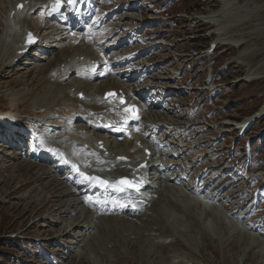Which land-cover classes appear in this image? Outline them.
Instances as JSON below:
<instances>
[{
  "label": "rangeland",
  "instance_id": "obj_1",
  "mask_svg": "<svg viewBox=\"0 0 264 264\" xmlns=\"http://www.w3.org/2000/svg\"><path fill=\"white\" fill-rule=\"evenodd\" d=\"M11 2L0 0V50L4 48L0 62L8 54L2 31L8 15L5 10ZM113 2L115 9L123 6L116 18H122L124 26L132 30L145 27L139 38L145 44L137 45L136 49L154 48L142 62L147 63L144 66L152 71L153 78L159 79L157 82H165L172 91H177L169 102L185 104L176 112L160 108L159 115L179 113L180 119L168 116L173 123L167 124L182 127L203 123L201 126L217 137L215 152L202 162L199 156L193 159L183 156V164L192 166L193 170L199 164L217 169L224 162L237 163L242 159L240 163L251 169L249 176L257 178L256 186L264 184V0H111ZM135 4L133 10L128 11ZM47 32V39L59 36L55 29L48 28ZM213 44L219 46L211 52ZM55 47H50L49 58L34 54L37 58L29 61L33 64L28 65V62L16 70L0 64V71L3 70L0 72V122L10 117L18 118L25 125L42 122L46 112L36 110L33 104L45 93L46 88L41 85L46 71L66 55L54 60L56 55L53 54L58 52L57 48L53 50ZM22 91L28 94L25 104L14 107L16 101L10 98ZM93 92L91 90L90 94ZM17 96L16 99L22 98ZM98 110L101 111L94 106L88 111H97L95 114L99 115ZM160 119L167 120V117L163 115ZM247 122H251V126L240 137L237 124ZM99 140L98 136L96 141ZM202 147L207 149L208 144ZM27 150L26 143H21L19 138L0 136V264H47L40 255L49 253L45 248L58 254L51 257L52 260L61 261V256L65 259L59 264H264V240L253 231H242L237 222L220 223L224 211L236 213L242 204L246 207L245 194L256 191L255 186L246 189L245 181L241 180L240 191L244 190L241 196H238L240 191L219 196H227L221 200L224 208H197L202 229H190L186 217L182 222L171 220L170 232L175 235L171 242L163 238L158 245L152 238H140L135 242V250H128L124 243L134 237L127 234L129 227L120 226L111 232L112 236L103 232L102 245L94 240L95 248L89 241L76 244L75 232L72 237L63 235L58 239L61 241L54 244L55 236L69 228L73 221L62 219L66 209L58 203L56 190L46 194L47 190L42 188L44 181L30 182L40 170L39 166H31L24 160ZM238 153L242 155L237 156ZM188 154L193 155L191 150ZM205 210L211 211L217 219L206 217ZM256 220L254 217L251 221ZM127 237L130 240H125ZM110 239L117 240L119 247L112 248ZM56 248L62 252L55 251Z\"/></svg>",
  "mask_w": 264,
  "mask_h": 264
},
{
  "label": "bare ground",
  "instance_id": "obj_2",
  "mask_svg": "<svg viewBox=\"0 0 264 264\" xmlns=\"http://www.w3.org/2000/svg\"><path fill=\"white\" fill-rule=\"evenodd\" d=\"M13 1L14 0H12L10 4H12ZM50 1L51 0H15V2L13 3L12 13L8 14L3 25V31H5V33L3 34L2 31V35H3L2 40L7 43L5 49L6 47L9 48H8V54L4 55L3 58L1 59L2 62V63L0 62L1 65L4 64V66H6L7 68L11 70H16L20 65L26 64L23 62L25 59L30 60L31 55H34L33 53H31L27 57L19 55V51L23 50L22 44L28 33V29L27 28L25 29L24 23L30 22L31 20L30 18L33 17V23L29 27L36 28L38 32L42 28L41 34L40 36L39 35L38 36L41 40L43 38L47 39L49 35V33L47 32L48 27L43 28L45 23L41 18L40 10L44 6H48ZM20 4L24 6L23 11L21 12L18 11V6ZM1 25L2 23L0 22V26ZM6 25H10L11 27H13L15 29L14 33L10 32L9 26ZM55 31L59 36L55 39L57 46L56 48L58 49V52L56 56H54V60H56L57 59L56 57H60L62 54H66V55L63 56L62 59L60 58L58 59V61L56 60L54 64H51L49 62V65L51 64L52 66L51 68H49L48 71H46L47 72L46 79L41 85L43 86V88L45 87L47 91L45 90V93H43V95L36 98L35 99L36 102L33 104V108H37L36 110L46 112V115L42 120V122L46 123L47 121L48 124L51 118L56 119V122L63 123L64 129L68 132L69 121L71 125L77 126L78 123L80 122V118H79L80 115L89 116V114H91V112L88 111L90 108L97 106L101 110V111L98 110L99 115H101V112L108 110L109 106L113 105L110 104L109 102L103 101V96L106 92L110 90H123L124 93L129 98V100H131L130 97L132 94V90L128 84L122 81H116L113 78H107L98 83L96 82L86 83L85 81L76 78V74L81 73L82 68L86 64H88V62L99 60V52L94 50V46H93L94 44L75 45V42L73 40L65 39V36L63 34H61L57 30ZM39 48L45 49L43 46L38 45V47L33 51L37 52ZM3 49L4 48L0 50V53ZM45 50L48 51L47 49ZM126 52L127 53L124 54H130L128 51ZM121 55L123 56V54ZM133 60L134 58H131L129 62H132ZM17 61H19L21 64H18ZM44 69H46V67ZM134 70H137V72L135 73L136 77L140 75V73L143 71L141 69L132 68L130 72H133ZM0 72L3 73V70ZM66 79L69 80V83H67L64 87H61L62 82H64ZM93 86L96 87L92 88ZM149 89H151L150 86H148L147 88L144 87L142 91L145 92ZM91 90H94L92 94H90ZM136 90H138V88H136ZM160 93H161L160 91L156 92V94H160ZM80 94H83L85 98L80 99L79 97ZM17 95H16L17 97L21 95L22 98L16 99L15 95L11 96L10 98L12 101H16L14 107L16 106L19 107L21 104H25V97L28 96V94L25 91L19 92ZM21 99L23 100L20 102ZM151 105L153 106H151L150 108H154L155 112L147 113V110L149 108L148 109L144 108L143 111V118H144L143 126H145V128L147 129V132L150 130H160V126L166 123L164 122L166 120H161L160 119L161 117L158 115L160 113L159 110L160 107L158 106V104L154 103ZM96 112L97 111H95V113ZM262 112L264 113V106ZM63 116H66L67 118L65 117L61 118ZM3 120L8 124L1 127L4 128L1 130H4L5 134H8L9 132H13L12 130L13 126L19 125L21 122L19 119L17 118L14 119L11 117L5 118ZM172 129H173L172 132H175V134H178L183 131L179 127ZM168 130L169 129H166V131L163 132V135L167 134ZM89 133L90 132H88V134ZM80 134L82 133L79 132V129L77 127L73 128L70 133L65 135L62 138V140L59 143H57V145L66 148L65 143L69 141L71 136H78L79 138L82 139L80 141L82 146L84 144H89L91 148H96L98 142L96 141V138L100 135H97L95 138H90V140L92 141L89 142V140H87L86 137H81ZM9 135L12 137L13 135L16 134L9 133ZM171 136H173V139H175L174 134H172ZM100 140L102 139L100 138ZM40 142H41V138L37 137L35 146L38 145ZM138 142H139L138 140L125 141L122 144L111 141L105 142V151H108L110 154V156L104 159L108 161L107 165L112 166L113 164H115V168L117 171H119V169H121L123 166L128 167L132 165L133 167H137L140 163H142L145 160L144 149L146 148V147L141 148L140 146H138ZM171 143H174V141L171 140ZM142 144L146 145L147 142L142 141ZM32 149L33 146L31 147V152L27 154L26 160L28 161V164H30L31 166H35V167L39 166L40 172L39 173L37 172L34 175L33 179L30 180V182H37L40 180L44 181L45 183L42 184V188L45 191L47 190L46 194H48V192H50L51 190H56L58 192L57 196L59 195L58 203L62 206L61 208L66 209V211L64 210V213L61 216L62 219L63 220L72 219L73 221L72 225L69 228L60 230L59 234L55 236L53 243H59V241L61 240L58 239H61L63 235L65 236V238L72 237L73 235L72 233L75 232L77 235V237H75L77 239L76 244L89 241L90 245H92L93 241L96 240L98 241L97 243L98 245L99 244L102 245L101 234L103 232L111 233L117 231L118 227L120 226H127L129 227V230H127L129 233L127 234L129 235L131 234L134 237V239L132 240H130V238L128 237H127L128 239L125 238V240H130L124 243L125 244L124 247H127L128 250H135V246H134L135 242L140 238H146V239L152 238L153 240H156V244L158 243V245H161L160 244L161 239L166 238L167 241L171 242L172 239L175 238V235L170 232L171 231L170 222H172L174 219L175 220L180 219V221L182 222L183 217H186V221L188 222L190 229H196V230L202 229L203 224L201 218L197 214V208L200 209L202 207L207 209L212 205L214 206L212 208L216 210L218 209L216 205L217 204L220 205L219 202L215 204L214 199L213 201H209V199L213 197L216 198L215 196L216 193L210 195H204L201 198H195L194 192L192 190H188V188L192 187L191 183L187 185H183L184 188H176V187H172V185H169L167 182L159 179V181H157L156 183L157 188L149 192V194L152 196V198L149 200L150 206L142 215H139L138 217L122 216L117 218L96 217L94 213L85 211L84 207L81 204L80 197L72 189L74 188L76 192L80 193L79 190L81 187L84 188V185L79 183L78 179L76 177L71 176L65 169L60 171L57 164L48 161H42L41 153L33 152ZM101 154H105V153L102 152ZM166 155L168 154L166 153L164 157L168 158V156ZM118 157L127 158L130 164L116 163ZM158 157L159 156L157 155L154 162L149 161V163H155L158 160ZM152 166L158 170H161L158 166H155L154 164ZM119 174L121 177L125 173L119 172ZM171 177L173 178L174 176L171 175ZM181 202L184 203V206L180 204ZM205 211H206V217H210V218L214 217L215 219H217L216 216L213 213H211V211L208 210ZM232 214L234 213L233 212L229 213L224 211V213L220 217V223L225 224L228 223L229 221L238 222V219L244 216V214L239 215L234 221L229 217V215ZM111 227L113 229L111 231H108L109 229H111ZM113 239H110L109 245H111L112 248L113 247L116 248V246H118L117 245L118 241ZM92 246H94L95 248L96 244L95 245L93 244ZM77 248L79 249V247ZM57 264H59V261H57Z\"/></svg>",
  "mask_w": 264,
  "mask_h": 264
},
{
  "label": "snow or ice",
  "instance_id": "obj_3",
  "mask_svg": "<svg viewBox=\"0 0 264 264\" xmlns=\"http://www.w3.org/2000/svg\"><path fill=\"white\" fill-rule=\"evenodd\" d=\"M56 7H59V0H57V5H56ZM100 183L101 184H104V183H106L105 181H100Z\"/></svg>",
  "mask_w": 264,
  "mask_h": 264
}]
</instances>
